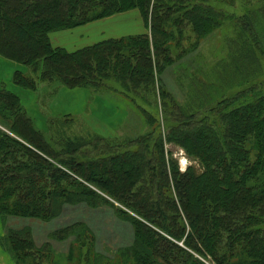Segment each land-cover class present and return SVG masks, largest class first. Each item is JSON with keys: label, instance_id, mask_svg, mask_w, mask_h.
I'll list each match as a JSON object with an SVG mask.
<instances>
[{"label": "trees", "instance_id": "1", "mask_svg": "<svg viewBox=\"0 0 264 264\" xmlns=\"http://www.w3.org/2000/svg\"><path fill=\"white\" fill-rule=\"evenodd\" d=\"M219 1L0 0V55L29 68L14 72L15 84L38 91L39 83H46L44 96L61 86L97 90L113 79L122 89L112 90L150 104L159 76L176 61L169 28L176 26L182 38L191 25L196 38L205 36L227 18L214 5ZM131 9L140 10L151 34L108 39L74 52L51 43L53 31ZM257 13L264 18V7L247 13L243 28L250 30L248 21ZM248 45L246 58L254 59L256 49L264 52L254 42ZM237 69L240 89L209 106L210 113L202 110L207 105L185 107L160 84L165 130L157 115L137 103L153 127L127 139L97 133L70 137L72 114L51 116L49 130H41L20 96L1 87V223L11 217L51 221L68 205L104 204L134 235L119 255L94 254L98 264H208L201 257L215 264H264V81L251 82L254 67ZM167 143L178 145L199 167L182 171ZM33 232L31 225L8 227L0 233L1 248L15 264H54L51 242L37 245ZM49 237H73L68 254L73 256L76 244L80 263L90 264L96 237L85 222L54 229Z\"/></svg>", "mask_w": 264, "mask_h": 264}, {"label": "rangeland", "instance_id": "2", "mask_svg": "<svg viewBox=\"0 0 264 264\" xmlns=\"http://www.w3.org/2000/svg\"><path fill=\"white\" fill-rule=\"evenodd\" d=\"M214 5L220 10L222 8L227 18L221 25L212 29L205 36L196 38L197 34L193 31L191 25L185 26L182 38H180L176 26L169 28L170 51L176 61L159 76L160 83L158 81L156 83L158 95L155 96V99L153 97V103L148 104L147 101L133 93L128 97L123 96L122 93L114 89L112 90L114 86L120 87V91L122 89L119 83H116L113 79L108 81L107 86H102L97 90H94L95 88H91V86L80 88L61 86L53 96H44L42 91L47 84L41 82L38 91L25 89L28 94L21 93L22 103L41 130H49L48 120L51 116H64L65 114H62V112L74 115L76 122L72 125L70 131L66 133L73 138L76 136H88L87 138H90L93 137L92 134L97 133L111 139H127L136 138L147 133L153 126L142 115L137 103L161 119L160 126L164 131L165 124L159 105L161 102L158 89L160 84L185 107L195 110L207 105L208 107L205 106L202 110L204 113H210L211 110L206 111L209 106L217 105L223 95H232L240 89L238 87L240 74L237 68L245 71L254 67L253 81L251 82H255L257 85L259 81H264V52H261V48L260 50L256 49L254 59L244 57L245 51L250 46L248 42H254L264 48V18L261 17L263 13H257L256 17L254 16L248 21L250 22V30L247 25L243 28L246 17L249 19L247 13L264 7V0H227L223 3L220 0ZM147 28L149 31L146 33L122 35L108 39L151 34L150 25H147ZM245 29L248 33L245 32ZM181 51H184V54L178 56ZM23 66L25 71H22L27 73L29 68L26 65ZM11 70L0 66L1 80L11 78L14 73V70ZM5 84L7 82H1L0 86L6 87ZM85 90L88 91V94ZM131 96H135L137 102L132 101ZM166 147L171 151L173 157L178 160L182 171L189 165L199 167L198 160L188 157L186 152L178 145L167 143ZM74 221L85 222L95 233V244L92 253H90L91 256L88 258L90 264H98L94 261V254L100 253L105 257H114L119 255L120 251L133 240V227L128 222L120 219L113 207L104 204L97 207H90L84 203L68 205L60 217L51 221L11 217L8 223L3 225L0 219V233H5L8 227L31 225L37 245H42L45 241L51 242L50 261L54 264H81L78 260L76 244H74L76 248L73 256L71 257L68 254L73 237L64 241L49 237L54 229ZM85 250L86 248H84ZM5 253L7 252L5 251ZM7 256L12 259L10 255ZM9 258L0 256V264H9ZM201 258L208 264H215L203 257ZM11 261L15 264L13 260Z\"/></svg>", "mask_w": 264, "mask_h": 264}, {"label": "crops", "instance_id": "3", "mask_svg": "<svg viewBox=\"0 0 264 264\" xmlns=\"http://www.w3.org/2000/svg\"><path fill=\"white\" fill-rule=\"evenodd\" d=\"M148 31L147 24L139 9H131L109 17L98 19L85 25L53 31L50 33V39L54 47H62L68 51H74L108 38L130 34H141ZM0 66L12 69L14 72L16 70L25 71V67L23 65L1 55ZM1 82H7V84H5L6 88L19 95L20 98L22 92L28 94V92L25 91V88L13 82V76L5 80H1L0 77V83ZM85 92L88 94V91L85 90ZM62 114L71 113L62 112ZM6 254L7 253L0 248V256L9 258L7 256L9 254ZM11 260L12 259L9 258V264H13Z\"/></svg>", "mask_w": 264, "mask_h": 264}]
</instances>
